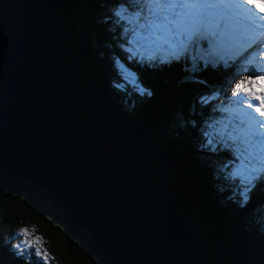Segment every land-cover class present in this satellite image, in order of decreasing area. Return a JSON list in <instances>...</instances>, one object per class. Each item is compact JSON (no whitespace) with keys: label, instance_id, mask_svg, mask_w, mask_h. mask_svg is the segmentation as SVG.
Instances as JSON below:
<instances>
[{"label":"trees","instance_id":"trees-1","mask_svg":"<svg viewBox=\"0 0 264 264\" xmlns=\"http://www.w3.org/2000/svg\"><path fill=\"white\" fill-rule=\"evenodd\" d=\"M109 7L110 0H55L51 30L41 43L46 82L112 155L173 196L192 232L195 259L264 264V182L241 207L230 186L214 178L218 160L200 153L198 136L184 127L187 118L204 114L196 104L206 91L203 83H194L178 64L149 68L126 59L101 22ZM118 64L137 75L152 96H139L140 89L122 78ZM197 72L209 88L227 87L234 74ZM29 226L40 233L48 264H113L50 192L0 172V241ZM0 264L23 261H13L0 244Z\"/></svg>","mask_w":264,"mask_h":264},{"label":"water","instance_id":"water-1","mask_svg":"<svg viewBox=\"0 0 264 264\" xmlns=\"http://www.w3.org/2000/svg\"><path fill=\"white\" fill-rule=\"evenodd\" d=\"M55 0H0V172L50 192L113 264H201L173 196L112 155L44 78Z\"/></svg>","mask_w":264,"mask_h":264},{"label":"snow or ice","instance_id":"snow-or-ice-1","mask_svg":"<svg viewBox=\"0 0 264 264\" xmlns=\"http://www.w3.org/2000/svg\"><path fill=\"white\" fill-rule=\"evenodd\" d=\"M241 3L249 13H239ZM101 22L129 61L178 64L203 83L196 104L204 114L187 118L184 127L198 136L200 153L218 160L214 178L246 206L264 182V0H110ZM250 49L258 54L249 56ZM197 69L234 74L227 87L209 88ZM137 94L152 96L142 87ZM0 244L13 261L48 264L40 238L27 229Z\"/></svg>","mask_w":264,"mask_h":264},{"label":"rangeland","instance_id":"rangeland-1","mask_svg":"<svg viewBox=\"0 0 264 264\" xmlns=\"http://www.w3.org/2000/svg\"><path fill=\"white\" fill-rule=\"evenodd\" d=\"M237 8H238V10H239V13H242V14H247V13H249V9L247 8V6L246 5H243L242 3L241 4H239L238 6H237ZM252 12H253V14H254V10H251ZM60 29V28H59ZM67 29V28H66ZM65 29V30H66ZM68 31V30H67ZM66 32V31H65ZM252 53V49L251 50H249V52L247 53V54H251ZM142 53H140V51H139V55H141ZM258 53H256V55H257ZM118 67H119V70H120V73H121V76H122V78L124 77V80H126V81H129L131 84H136L137 86H136V88H138V89H141V87L142 88H144L143 86H142V84H141V82H140V79H139V77L137 76V75H135L133 72H131V71H129L128 69H126L125 67H123L121 64H118ZM137 81H138V83H137ZM28 231H29V233H32V234H34V236L35 237H39L40 238V240H41V247L42 248H44V244H43V239H42V237L40 236V233L33 227V226H29V229H27ZM18 233H20V231L19 232H17V234ZM12 242H15V240H13Z\"/></svg>","mask_w":264,"mask_h":264}]
</instances>
